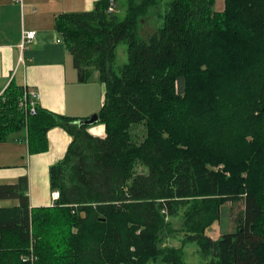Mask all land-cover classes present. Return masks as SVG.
Here are the masks:
<instances>
[{
  "label": "trees",
  "instance_id": "1",
  "mask_svg": "<svg viewBox=\"0 0 264 264\" xmlns=\"http://www.w3.org/2000/svg\"><path fill=\"white\" fill-rule=\"evenodd\" d=\"M108 0L62 13L54 28L79 82L103 84L104 136L76 117L19 107L13 79L0 94V142L48 150L47 130L70 136L49 166L50 206H29L28 178L0 185V264H185L195 244L205 264H264V0ZM149 19L154 31L142 34ZM126 43V62L116 48ZM144 136L136 140V126ZM242 202L232 231L212 238L223 204ZM180 217L182 227L172 228ZM181 232V246H162Z\"/></svg>",
  "mask_w": 264,
  "mask_h": 264
},
{
  "label": "crops",
  "instance_id": "2",
  "mask_svg": "<svg viewBox=\"0 0 264 264\" xmlns=\"http://www.w3.org/2000/svg\"><path fill=\"white\" fill-rule=\"evenodd\" d=\"M96 0H24L21 9L11 0H0V93L13 79L38 94V104L55 113L86 118L98 111L104 87L96 73L86 82L77 80L72 57L63 40L57 42L55 17L62 13L83 12L93 8ZM23 30H33L31 42L19 49ZM96 113V112H95ZM88 131L104 136L103 125ZM48 150L29 154L25 141L0 142V185L28 178L30 207L50 206L49 166L59 161L71 141L60 127L47 130ZM15 200L0 199V207Z\"/></svg>",
  "mask_w": 264,
  "mask_h": 264
},
{
  "label": "rangeland",
  "instance_id": "3",
  "mask_svg": "<svg viewBox=\"0 0 264 264\" xmlns=\"http://www.w3.org/2000/svg\"><path fill=\"white\" fill-rule=\"evenodd\" d=\"M167 0H162L161 5H163V2H166ZM224 0H215V4L213 6L215 11H222L224 7ZM125 2L126 0H115V8L114 12H117L119 17H123L125 14ZM154 24L153 22H150L149 19H146L143 22V28H142V34L146 35L150 32L154 31ZM126 43L121 42L117 48H116V64L117 65H123L126 62ZM96 72H93V74ZM92 75V74H91ZM97 77V73L95 74ZM93 76V75H92ZM98 79V78H97ZM100 108V105H99ZM99 110V109H98ZM97 113L98 111H94L93 113ZM91 113V114H93ZM90 114V115H91ZM89 115V116H90ZM88 116V117H89ZM85 118V117H84ZM81 119V118H79ZM58 127V126H56ZM92 127H95L92 125ZM61 128V127H60ZM136 133L138 134L136 137L137 141H140L144 136V129L142 125L136 126L135 129ZM9 139H13L15 141H25V140H19L17 137L15 138L12 136ZM223 211L221 214L220 219L217 222H214L208 229L207 233L212 238H217L222 231H232L235 226V219L238 217L240 212L243 209L242 202H228L226 204H223ZM172 228H180L182 227V220L180 217H174L172 218ZM181 232L173 231L171 233H167L165 238L163 239L162 246H175L179 247L181 246ZM184 247V260L185 264H205V259H203L201 253L199 252L198 247L195 244L189 243ZM148 264H161L159 260L156 262L150 260Z\"/></svg>",
  "mask_w": 264,
  "mask_h": 264
},
{
  "label": "built area",
  "instance_id": "4",
  "mask_svg": "<svg viewBox=\"0 0 264 264\" xmlns=\"http://www.w3.org/2000/svg\"><path fill=\"white\" fill-rule=\"evenodd\" d=\"M14 3H17L22 9L24 6V0H11ZM115 0H108V12H114ZM35 31L33 30H23L21 34V41L19 43V49H23L25 45L33 39ZM62 39L60 36L56 39L57 42H60ZM2 93V92H1ZM0 93V94H1ZM38 104V94L36 90L24 88L21 97L19 98V107L23 109L26 114L32 115L36 112ZM51 205L59 197V192L57 190H52L50 193ZM33 248L30 246L29 252L27 255L22 256L23 261H29L31 264L35 261L36 257L34 255Z\"/></svg>",
  "mask_w": 264,
  "mask_h": 264
},
{
  "label": "water",
  "instance_id": "5",
  "mask_svg": "<svg viewBox=\"0 0 264 264\" xmlns=\"http://www.w3.org/2000/svg\"><path fill=\"white\" fill-rule=\"evenodd\" d=\"M98 121L97 113L91 114L89 117L77 119L75 123L78 125L92 126Z\"/></svg>",
  "mask_w": 264,
  "mask_h": 264
}]
</instances>
